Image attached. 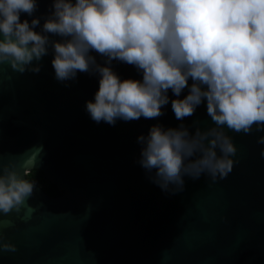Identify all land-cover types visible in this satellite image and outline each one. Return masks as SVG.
<instances>
[{"label": "water", "instance_id": "obj_1", "mask_svg": "<svg viewBox=\"0 0 264 264\" xmlns=\"http://www.w3.org/2000/svg\"><path fill=\"white\" fill-rule=\"evenodd\" d=\"M51 3L38 0L34 17ZM51 59L42 58L37 74L0 65V165L39 170L62 193L50 198L36 185L27 201L34 212L0 215V242L16 246L0 250V264H264V133H228L238 163L224 179L186 176L182 191L164 192L138 164L137 138L156 124L206 129V104L183 121L169 103L154 119L97 124L85 103L98 78L58 82ZM112 68L122 79L142 78L126 63Z\"/></svg>", "mask_w": 264, "mask_h": 264}, {"label": "clouds", "instance_id": "obj_2", "mask_svg": "<svg viewBox=\"0 0 264 264\" xmlns=\"http://www.w3.org/2000/svg\"><path fill=\"white\" fill-rule=\"evenodd\" d=\"M38 8V0H0V65L37 74L50 55L58 82L96 76L85 110L97 124L154 119L169 103L183 121L206 104V129L156 124L137 138V162L162 191H182L186 176L224 179L238 163L228 133H264V0H52L34 17ZM113 61L142 78L122 79ZM29 177L15 163L0 165V215L35 211L27 203L36 189ZM0 250L16 246L0 242Z\"/></svg>", "mask_w": 264, "mask_h": 264}, {"label": "trees", "instance_id": "obj_3", "mask_svg": "<svg viewBox=\"0 0 264 264\" xmlns=\"http://www.w3.org/2000/svg\"><path fill=\"white\" fill-rule=\"evenodd\" d=\"M32 179H35L36 184L41 186L44 192L51 198H55L59 196L61 193L57 191V189L46 180L43 173L39 170H34L30 173V177Z\"/></svg>", "mask_w": 264, "mask_h": 264}, {"label": "flooded vegetation", "instance_id": "obj_4", "mask_svg": "<svg viewBox=\"0 0 264 264\" xmlns=\"http://www.w3.org/2000/svg\"><path fill=\"white\" fill-rule=\"evenodd\" d=\"M33 171H34V170H33ZM30 173H31V172H30ZM43 175H44V174H43ZM46 180H47V179H46ZM36 185H37V184H36ZM38 186H39V185H38ZM39 187H41V186H39ZM41 188H42V187H41ZM55 188H56V187H55ZM42 190H43V189H42ZM43 191H44V190H43ZM61 194H62V193H61ZM61 194H60V195H61ZM60 195H59V196H60ZM57 197H58V196H57ZM57 197H55V198H57ZM50 198H51V197H50Z\"/></svg>", "mask_w": 264, "mask_h": 264}]
</instances>
